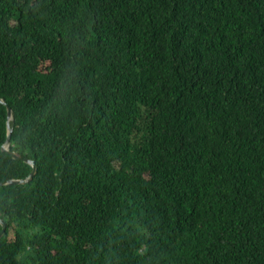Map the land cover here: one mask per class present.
Returning <instances> with one entry per match:
<instances>
[{
  "label": "trees",
  "instance_id": "obj_1",
  "mask_svg": "<svg viewBox=\"0 0 264 264\" xmlns=\"http://www.w3.org/2000/svg\"><path fill=\"white\" fill-rule=\"evenodd\" d=\"M0 99V264H264V0H0Z\"/></svg>",
  "mask_w": 264,
  "mask_h": 264
},
{
  "label": "water",
  "instance_id": "obj_2",
  "mask_svg": "<svg viewBox=\"0 0 264 264\" xmlns=\"http://www.w3.org/2000/svg\"><path fill=\"white\" fill-rule=\"evenodd\" d=\"M0 104H3L6 108V130H7V134H6V138H5V142L4 144L1 146V151L10 154L14 159H21L17 156H15L13 153H11L9 151V147H10V138H11V132H12V127L10 126V121L12 120V110L11 108L6 104V102L2 99H0ZM23 161L25 163H27L29 166L32 167V171L30 172V174L24 178V179H20V180H8L5 182H0V187L2 186H11V185H24L26 183H28L29 181L32 180L35 172H36V166L34 161L28 160V159H23ZM0 225H1V230H0V238L4 235L5 230H6V223L2 220H0Z\"/></svg>",
  "mask_w": 264,
  "mask_h": 264
},
{
  "label": "bare ground",
  "instance_id": "obj_3",
  "mask_svg": "<svg viewBox=\"0 0 264 264\" xmlns=\"http://www.w3.org/2000/svg\"><path fill=\"white\" fill-rule=\"evenodd\" d=\"M7 154V153H6ZM19 186V185H18ZM21 186V185H20ZM5 187V186H4ZM6 226H7V224H6ZM6 231V230H5ZM6 233V232H5ZM5 235V234H4Z\"/></svg>",
  "mask_w": 264,
  "mask_h": 264
}]
</instances>
